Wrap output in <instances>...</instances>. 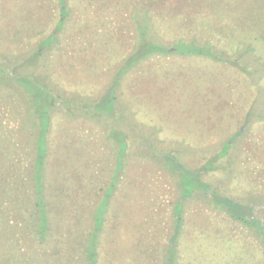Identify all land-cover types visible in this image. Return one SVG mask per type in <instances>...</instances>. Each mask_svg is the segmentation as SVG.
<instances>
[{"label": "rangeland", "instance_id": "1", "mask_svg": "<svg viewBox=\"0 0 264 264\" xmlns=\"http://www.w3.org/2000/svg\"><path fill=\"white\" fill-rule=\"evenodd\" d=\"M66 1L56 30L59 0H0V264H264V0ZM146 41L169 51L123 73L105 105ZM180 41L200 51L176 53ZM13 75L71 100L46 132L44 239L39 120ZM185 172L202 185L187 197Z\"/></svg>", "mask_w": 264, "mask_h": 264}, {"label": "trees", "instance_id": "2", "mask_svg": "<svg viewBox=\"0 0 264 264\" xmlns=\"http://www.w3.org/2000/svg\"><path fill=\"white\" fill-rule=\"evenodd\" d=\"M60 7H61V17L62 19L58 22L56 30H60L63 26L64 19L66 16L70 13V9L68 7V3L66 0H59ZM58 32H54L52 35L47 37L42 41V46L48 45L51 42H53L57 37L56 34ZM147 42V41H146ZM180 41L176 46H178L177 49H175L176 53L179 54H191L194 52L200 51V48L198 46H184L180 45ZM145 45L137 44L135 48L133 49L132 53L130 54L129 59L126 62L125 67L121 68L118 72L119 75L116 76L115 80L111 84L110 88L108 89L107 93L101 98L105 105L111 106L116 100V89L118 87V84L120 83L122 79V74L128 71L130 68H132L133 65H135L137 62L146 59L151 54L154 53H160L165 54L168 53V47L166 45H161L157 43L147 42ZM180 45V46H179ZM0 74H1V83L3 81L9 80L11 78V74H7L6 71L0 67ZM16 82H18L23 89L27 92L29 95V102L32 105V108L34 110V113L36 114V117L39 120V126L34 127L36 130V140H37V152H36V162L34 165V176H33V187L34 191H36V198H35V206H36V214L38 218V224H37V233L39 234V238L44 239L45 233L49 230V211L45 196V188L43 183V165H45V156L47 153V136L46 132L49 128V123L52 117V113L54 112V109H56V105L58 104V99L62 101V103L68 104L71 102L69 98L64 97L63 95H56V92H53L48 84H45L44 82L39 81L36 78L28 77V76H18L13 75ZM107 110V109H106ZM105 110V111H106ZM237 139V136H234L230 142L226 144V149L222 154H225L226 151L229 149L232 142H234ZM125 149H122L124 151ZM179 167V164H177ZM187 172L183 173L181 177V183L182 187L184 189V197L189 196L195 189L200 188L201 181L198 179L200 174L197 172L195 177H193V180L187 176H185ZM184 176V177H183ZM192 182L193 187L188 186V183ZM214 203L216 205H219L222 207L223 210H225L228 215L235 221H240L245 224H252L248 217V209L241 204L233 201L230 198L222 197L218 194H214ZM181 215V212L179 213V216ZM179 222H181L179 220ZM87 263L88 264H97L96 262V255L94 253L87 254Z\"/></svg>", "mask_w": 264, "mask_h": 264}]
</instances>
